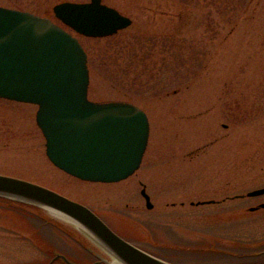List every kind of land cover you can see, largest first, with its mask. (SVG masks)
I'll return each instance as SVG.
<instances>
[{
  "label": "rangeland",
  "instance_id": "obj_1",
  "mask_svg": "<svg viewBox=\"0 0 264 264\" xmlns=\"http://www.w3.org/2000/svg\"><path fill=\"white\" fill-rule=\"evenodd\" d=\"M62 1L89 0H0V5L57 23L52 6ZM101 1L130 17L131 25L107 37L63 27L87 52L88 97L130 101L147 114L149 136L139 167L116 182L71 176L46 156L36 105L0 98V174L89 205L118 233L172 262L226 264L213 251L175 245H192L193 237L222 230H229V245L238 252L252 249L237 247L243 233L246 242L253 232L264 239V210L246 212L248 198L190 204L264 186V0ZM138 52L146 55L144 62L137 61ZM222 208L229 218L210 221ZM65 227L91 246L94 256L111 261L69 221L2 199L0 264H43L54 249L84 256ZM230 259L238 264L235 256Z\"/></svg>",
  "mask_w": 264,
  "mask_h": 264
},
{
  "label": "water",
  "instance_id": "obj_2",
  "mask_svg": "<svg viewBox=\"0 0 264 264\" xmlns=\"http://www.w3.org/2000/svg\"><path fill=\"white\" fill-rule=\"evenodd\" d=\"M56 17L86 36L102 37L131 19L101 0L61 2ZM87 55L50 18L0 5V97L37 105L35 121L48 159L87 181L115 182L140 165L149 136L146 113L125 100L88 98ZM264 193V187L248 195ZM146 206L152 207L145 187ZM0 197L34 205L81 229L117 264H173L116 234L85 204L43 185L0 174ZM67 264L69 262L62 257Z\"/></svg>",
  "mask_w": 264,
  "mask_h": 264
},
{
  "label": "flooded vegetation",
  "instance_id": "obj_3",
  "mask_svg": "<svg viewBox=\"0 0 264 264\" xmlns=\"http://www.w3.org/2000/svg\"><path fill=\"white\" fill-rule=\"evenodd\" d=\"M56 21H57V23H59L60 25L64 26L65 28L67 27L60 20L56 19ZM247 192H245V193H243V192L235 193L233 195L226 194V195H223V197H221L220 199L211 198V199H209L210 202H208V203L209 204L210 203H212V204H221V203H223L225 200H227L229 198H231V199H245V198H248V199H250V201L245 206V208H246L245 211L246 212H258V211L264 210V193L260 194V195H256V196H249V195H247ZM190 204L191 205L192 204L199 205V203H194V202H191ZM171 205H174V203H172ZM180 205L183 206L184 203L181 202ZM224 208L219 209L218 213H216V214L212 213V215H210V219H211L210 221H213L216 217L218 219L219 218H223V220L225 218L228 219L230 213H226V210H228V209L225 208L226 209L225 210ZM212 227H213V224H212ZM112 229L114 230V228H112ZM114 231L117 234H119L120 236H122L124 239H126L129 242L135 244L136 246H139L134 241H132V240L126 238L125 236L121 235L120 233H118L116 230H114ZM254 233L255 232H253L251 235H249L250 236L249 238H253V239H250L251 241H247V242L245 241V239H243L244 237L247 238L245 236V233L242 234L243 237L241 238V240L238 243L237 247L239 249L240 248L241 249H248V247L252 248L251 250H246V251H242V252L241 251L238 252L236 250H232L234 248L230 247V245H229V242H230V240H229V230H222V232L217 231V233H215L214 231L213 232H208V233H205L206 235H202V236L197 235V236L193 237L196 242H194L192 245L191 244L190 245H185L181 241L180 243L175 245V247L181 248V249H185V250H188V251H191V252H194V251H211L212 252L213 251L216 254L215 256L221 257L224 260L223 262H225L226 264H230L231 263L230 256H235L236 259H238V261H237L238 264H264V239L257 240L256 238H259L261 236L260 235H254ZM67 235H68V238H70V240H72L77 245V247L80 248L85 253V255L80 257V258H78L77 256L73 257L71 252L66 253V252H63V250L62 251L57 250V249H54V250H57L60 253L64 254L67 257V259L73 260V261L78 262V263L105 264L103 262H99L100 260H99L98 256L97 257L94 256L95 255L94 252H93L94 249L91 246H89V245L84 246L81 243L82 239L78 235H75L74 233H72L70 235L67 234ZM238 236H241V234L238 235ZM263 238H264V236H263ZM148 252L153 254V252H151V251H148ZM53 257H54V254L52 253V255H51L49 260L53 259ZM83 257H87V258H83ZM159 257H161V256H159ZM162 258L171 262V260H168L167 258H164V257H162ZM58 260L60 262H62L63 264H65L57 256H55V258L53 259V262L54 261H58ZM174 263H176V262H174ZM218 263H220V262H218ZM176 264H189V263H185V262L179 263V262H177Z\"/></svg>",
  "mask_w": 264,
  "mask_h": 264
},
{
  "label": "trees",
  "instance_id": "obj_4",
  "mask_svg": "<svg viewBox=\"0 0 264 264\" xmlns=\"http://www.w3.org/2000/svg\"><path fill=\"white\" fill-rule=\"evenodd\" d=\"M112 38H113V37H112ZM134 43L137 44L138 46H139V45H142L138 40H135ZM134 43H132V44L134 45ZM116 44H117V43H116ZM112 46H113V47H116V46H115V43H113ZM139 49H141V46H139ZM117 52H118V51H117ZM138 55H139V52H138V53H135V56H138ZM147 55H148V54H147ZM145 56H146V55L144 54L143 57H145ZM143 57H142V55H141V56L139 55V57L137 58V61H139V60L143 61V60H144ZM109 60H110V58H109ZM89 62H90V60H89ZM131 62L134 63L133 60H132ZM143 62H144V61H143ZM130 65H131V63L128 64V66H130ZM135 65H137V64H135ZM9 204H10V203H9ZM37 216H38V217H41V218L43 219L44 222H48V221L45 220V217H44L43 215H41V214L38 213ZM37 216H36V217H37Z\"/></svg>",
  "mask_w": 264,
  "mask_h": 264
},
{
  "label": "bare ground",
  "instance_id": "obj_5",
  "mask_svg": "<svg viewBox=\"0 0 264 264\" xmlns=\"http://www.w3.org/2000/svg\"><path fill=\"white\" fill-rule=\"evenodd\" d=\"M113 263L117 264L116 262H113Z\"/></svg>",
  "mask_w": 264,
  "mask_h": 264
}]
</instances>
